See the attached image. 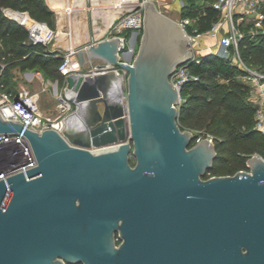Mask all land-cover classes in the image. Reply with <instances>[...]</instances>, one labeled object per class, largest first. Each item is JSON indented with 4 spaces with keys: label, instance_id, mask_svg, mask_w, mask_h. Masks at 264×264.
<instances>
[{
    "label": "water",
    "instance_id": "water-1",
    "mask_svg": "<svg viewBox=\"0 0 264 264\" xmlns=\"http://www.w3.org/2000/svg\"><path fill=\"white\" fill-rule=\"evenodd\" d=\"M125 46L112 35L78 50L93 67L65 77L75 109L59 128L40 132L0 113V132L23 133L37 161L0 178V264H114L117 207L193 222L198 264H264V158L205 177L215 143L178 123L170 76L193 57L184 29L145 1L127 61L118 57Z\"/></svg>",
    "mask_w": 264,
    "mask_h": 264
},
{
    "label": "trees",
    "instance_id": "trees-1",
    "mask_svg": "<svg viewBox=\"0 0 264 264\" xmlns=\"http://www.w3.org/2000/svg\"><path fill=\"white\" fill-rule=\"evenodd\" d=\"M214 0H184L182 13L195 18L188 31L202 33L218 20L220 11L213 7ZM4 7L25 10L37 20L51 25L53 11L44 0H0V57L6 66L0 76V84L10 89L8 76L15 68H39L43 74L64 81L57 66L61 56L45 50L43 43L27 41V30L8 18ZM264 13V3L262 6ZM263 27L256 33L245 32L239 41V51L244 61L253 67H264V17ZM132 29L122 33L127 38ZM142 28L138 30L139 44ZM196 79L185 82L178 103L177 120L181 128L191 129L197 135L212 136L216 157L205 177L233 174L248 169L247 159L253 154L264 157V134L255 128L256 105L249 96V84L238 77L240 69L215 52H201L189 63Z\"/></svg>",
    "mask_w": 264,
    "mask_h": 264
},
{
    "label": "built area",
    "instance_id": "built-area-1",
    "mask_svg": "<svg viewBox=\"0 0 264 264\" xmlns=\"http://www.w3.org/2000/svg\"><path fill=\"white\" fill-rule=\"evenodd\" d=\"M263 3L264 0H214L213 7L220 11V16L207 30V33L217 43L215 51L212 49H209V51L215 52L224 59L236 64L240 69L238 77L249 84V96L256 105L254 125L257 130L264 134V69L248 65L241 57L239 51V41L243 36L240 24L247 19L248 21H253L252 23L255 25L263 27ZM4 10L26 27L29 39L33 43H46L56 34V31L46 22L30 17L27 11ZM66 11L70 13L72 7L70 5L66 6ZM179 23L184 29L192 48V41L201 33H194L196 28L193 31H188V21L186 19ZM142 25L143 9L140 6L133 8L128 13L114 20L109 25V30L113 35H118L122 42L125 43L127 38L122 32L125 29L140 30ZM76 51L75 48L70 47L61 54L57 69L65 77L68 74L80 71V62L75 56ZM127 52H132L133 56L136 52L135 44L129 45ZM118 57L128 60L127 57L123 58L120 53ZM4 58V56L0 57V76L6 66ZM194 58L195 55L193 54L192 59ZM129 61L131 62V60ZM190 61L178 65L170 76V80L179 90L185 82L197 78V75L192 73L189 68ZM60 99L59 110L61 112L71 107L68 98L60 95ZM0 113L5 118L17 119L24 126L40 132L50 126L59 128L62 120H56L60 113L56 117L44 113L38 105L37 94L31 92L29 88L23 87L14 93L5 89L3 84H0ZM208 137L213 139L212 136ZM36 163L31 144L23 133L13 131L8 133L0 132V178H6L8 175L20 171L26 173V169L35 166ZM9 192L10 188L8 186L6 197Z\"/></svg>",
    "mask_w": 264,
    "mask_h": 264
},
{
    "label": "flooded vegetation",
    "instance_id": "flooded-vegetation-1",
    "mask_svg": "<svg viewBox=\"0 0 264 264\" xmlns=\"http://www.w3.org/2000/svg\"><path fill=\"white\" fill-rule=\"evenodd\" d=\"M128 161L131 166L136 163L132 155ZM111 234L114 264L138 259L144 264H198L197 229L193 222L188 228L158 210L137 212L117 207Z\"/></svg>",
    "mask_w": 264,
    "mask_h": 264
},
{
    "label": "crops",
    "instance_id": "crops-1",
    "mask_svg": "<svg viewBox=\"0 0 264 264\" xmlns=\"http://www.w3.org/2000/svg\"><path fill=\"white\" fill-rule=\"evenodd\" d=\"M108 1L110 2V0ZM124 1H131V0H124ZM151 1H153L156 6H159L160 3H163L166 0H151ZM44 2L53 11V19L51 25L49 26L56 31V34L51 40H49L46 43H43L45 45V50L48 53H52L55 56H61V54L67 51L70 47H73L77 50L75 56L78 59L77 52L79 49L84 48L87 44L91 42H96L101 38L109 37L113 35V33H110L109 26H106L107 21L109 19V15L116 9L114 4L112 3L107 9L101 8L100 10H98L97 6L100 3L99 0L97 2H95V0L94 1L92 0L93 5H91V3H89L88 0H44ZM68 5L72 7V11L70 13L66 11V6ZM4 9H12V8L4 7L3 8L4 14L11 20H14L18 22L20 25H22L14 17L8 15ZM120 12L116 13V16L114 17L113 21L120 16ZM22 26L26 29L24 25ZM132 32L134 31H131V33ZM131 33L127 37V40L129 42H130L129 38L131 36ZM137 34H138V30L134 32L133 41L132 43H129L130 45H134V44L136 45ZM27 41L31 44H37V43H33L29 39V36H27ZM205 49L206 48H203V50ZM92 67H93V63L90 62L89 57L86 56L85 64L82 65L80 63V72L89 71ZM15 73L18 75L22 74L26 83L28 82L32 85L39 82V79L47 80L48 83L54 85L53 86L54 93H59L58 94L59 103L61 102L60 95L64 96V87L66 85L65 76H63L64 81L61 82V80L58 77L43 74L39 68H26L25 70H20L19 68H15ZM23 87L29 88L31 92L36 93L39 100L41 91L38 89H34L27 84L22 85L20 87L13 86L10 89H7L6 86H4L5 89L11 90L14 93L18 92V90ZM70 103L71 106H73V108L70 107L69 109L62 112L59 110L60 104L57 105V112L55 114L46 112L44 109L40 107L39 102L38 105L40 109L46 114H50L54 116L60 113V116L58 115V117L56 118V120L59 121L65 115L69 114L72 110L75 109V105L72 102Z\"/></svg>",
    "mask_w": 264,
    "mask_h": 264
},
{
    "label": "rangeland",
    "instance_id": "rangeland-1",
    "mask_svg": "<svg viewBox=\"0 0 264 264\" xmlns=\"http://www.w3.org/2000/svg\"><path fill=\"white\" fill-rule=\"evenodd\" d=\"M89 3L92 4V0H88ZM113 2H109L108 0H99V4L97 6V9L100 10L101 8L103 9H107L109 8V6L112 4H114L115 0H112ZM119 1V0H116ZM121 1V0H120ZM151 1V0H148ZM123 2V3H122ZM122 5H123V9L120 10V8L117 6L115 7L116 9L112 12V13H116V12H120V16L128 13L129 11H131L133 8L137 7H142L143 9V5L144 2L143 0H131V1H121ZM151 3H154L153 1H151ZM184 5V0H166L163 3H160L159 6H157V8L162 11L163 13H165L166 15L172 17L173 19L177 20L178 22H181L183 20H187L188 21V25H191L194 23L195 18L188 16V15H184L182 13V8ZM115 6V4H114ZM12 8L10 10H14V11H19V12H25V10H20V9H16L13 7H9ZM119 16V17H120ZM31 17V16H30ZM33 18V17H32ZM35 19V18H34ZM253 22V21H252ZM251 21H248L247 19L243 22H241L240 24V29L241 32L244 34L245 32H252V33H256V31L261 28L257 25H255L254 23H252ZM134 32L137 31V29L132 30ZM134 32L131 33V36L129 38L130 42L128 40H126L125 44V49L123 51V53L121 54L122 57H128V48H129V43H132L133 41V36H134ZM192 53L197 56L199 53L201 52H211L209 51V49H212L213 51H215V49L217 48V43L216 40L211 38L210 35L205 32V33H201L200 35H198L196 37V39L194 41H192ZM136 50L138 48V44L136 43ZM202 47V48H201ZM203 48H208L203 50ZM136 53V52H135ZM264 69V67H263ZM8 83L11 84V86H22V85H29L30 87L34 88V89H38L40 90V98L38 100L39 105L42 109H44L46 112H50L52 114H55L57 112V105H59V93H54V85L51 83H48L47 80L43 79H39V82L35 83V84H30V83H26V81L24 80V77L22 74H16L15 73V69L12 72L11 76H8ZM71 108H73V106H71ZM53 116V115H51ZM57 115H54L53 117H56ZM202 137H208V136H204V135H198V138H202ZM262 156V155H261ZM263 157V156H262ZM264 158V157H263Z\"/></svg>",
    "mask_w": 264,
    "mask_h": 264
},
{
    "label": "bare ground",
    "instance_id": "bare-ground-1",
    "mask_svg": "<svg viewBox=\"0 0 264 264\" xmlns=\"http://www.w3.org/2000/svg\"><path fill=\"white\" fill-rule=\"evenodd\" d=\"M94 1V0H93ZM98 0H95V2H97ZM107 1V0H106ZM110 1H112V0H110ZM121 1H124V0H121ZM121 1L119 0V1H116L115 0V2H114V4H115V7H119L120 8V10H122V8H123V5H122V3H121ZM126 2V1H125ZM120 12V11H119ZM117 13V12H116ZM116 13H111L110 15H109V19H108V21H107V24H106V26H109L111 23H112V21H113V19H114V17L116 16ZM104 30V29H103Z\"/></svg>",
    "mask_w": 264,
    "mask_h": 264
}]
</instances>
